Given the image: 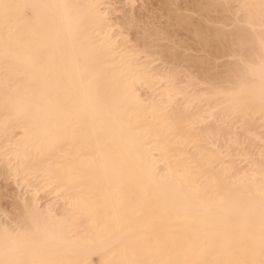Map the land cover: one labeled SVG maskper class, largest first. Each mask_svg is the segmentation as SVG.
Wrapping results in <instances>:
<instances>
[{"label": "snow or ice", "instance_id": "obj_1", "mask_svg": "<svg viewBox=\"0 0 264 264\" xmlns=\"http://www.w3.org/2000/svg\"><path fill=\"white\" fill-rule=\"evenodd\" d=\"M115 7L110 3L32 5L0 0V70L5 84L20 72L37 78L36 91L25 101H14L5 95V108L22 106L36 129L31 144L9 145L3 149L10 173L17 179L21 174L34 179L28 165L32 156L50 158L93 126L97 147L104 153L105 162L101 167L110 169V183L118 194L110 211H105L101 218L95 191L77 186L79 169L68 153L61 154L40 177L62 186L67 194L66 208L61 215H56L38 205L26 207L22 219L0 225V264H82L77 253L84 244L104 257L101 264H264V148L258 161L244 157L247 169L242 173L236 169L239 174L231 186L219 190L215 200L203 201L196 210L200 219L195 222L193 233L201 242V253L211 259L178 258L179 246L175 240L171 245L162 240L146 241L141 254L137 251L139 241L127 238L123 221L129 212L139 216L147 205L165 215L175 213L179 219L182 211L189 210L180 209L174 201L161 197L157 191L160 186L153 187L155 177L151 174L146 183L131 165L126 149L113 152L108 139L101 142L104 131L112 143L123 136L124 130L118 123L119 81L113 78L111 84H102L100 77L90 72L87 54L80 47L85 24L102 29L110 22L109 13ZM225 7L229 11L217 24L218 34L234 33L242 44L246 36L257 37V44L253 45L252 58L242 52L233 56L231 71L225 77L228 86L217 89L214 95L217 111L225 123H243L257 111L264 118V0H242ZM38 8L58 10L52 17L54 31L51 35L25 36L15 20L27 10ZM96 37L99 38V32ZM29 45H35V51ZM50 49L53 56L48 55ZM116 55L124 59L122 53ZM160 87L169 100L179 91L173 78L163 80ZM148 114L169 131L202 133L194 124L180 126L170 119L168 105L159 108L153 103ZM261 143L264 144V138ZM215 147L220 149L219 144ZM126 187L128 194L124 195ZM177 191H182V186ZM85 222L89 228L86 239L80 235V225ZM174 252L177 257L173 256Z\"/></svg>", "mask_w": 264, "mask_h": 264}, {"label": "bare ground", "instance_id": "obj_2", "mask_svg": "<svg viewBox=\"0 0 264 264\" xmlns=\"http://www.w3.org/2000/svg\"><path fill=\"white\" fill-rule=\"evenodd\" d=\"M137 1L10 0L32 5H116L109 13L110 22L102 29L85 24L80 47L87 54L90 72L98 75L102 84H111L113 78L119 81L121 104L118 123L124 130L123 136L120 141L112 143L111 137L104 131L101 133V142L108 139L113 152L126 149L131 165L145 178L146 183L151 174L155 177L153 187L160 186L157 191L161 197L174 201L180 209L189 210L182 211L178 219L175 213L165 215L158 208L153 210L145 205L139 216L133 212L127 214L123 231L128 234V239L139 241L137 251L141 254L146 241L162 240L171 245L175 240L179 246L178 258L189 261L211 259L201 253V242L193 233L195 222L200 219L196 210L203 201L215 200L219 190L231 186L239 174L236 169L240 173L247 169L244 157L258 161L264 148L261 143L264 138V118L259 116L258 111L243 123H225L220 119L214 95L217 89L228 86L225 77L231 71L233 56L242 52L252 58L257 37L246 36L242 44L241 38L234 33L227 36L218 34L217 24L229 11L225 6L235 5L242 0H184L181 5L171 0L150 21L141 19L135 13ZM57 12L50 8L29 9L19 15L15 23L25 36L51 35L54 31L52 17ZM213 12H216L215 16ZM130 20L134 22L129 23ZM97 32L99 38L96 37ZM195 43L200 44L199 49L194 47ZM29 46L35 51V45ZM116 53H122L124 59L121 60V56ZM48 55H54L51 49ZM224 56H229V60H218ZM128 61L132 62L131 65ZM167 78H173L179 90L173 100H169L167 93L160 87ZM76 82L78 84V79ZM36 89L35 76L25 72L16 73L6 85L0 70V178H9L10 184L18 191V194L11 196L17 208L15 214L6 212L0 205V225L5 221L22 219L25 208L36 205L41 209H50L56 215L63 213L67 206V194L62 191V186L41 179L40 174L50 162L54 164L64 153L70 155L71 161L79 169L77 186L85 191H95L102 218L105 211H110L118 194L114 193V186L110 183V169L101 167L105 162L102 160L104 153L97 147L93 126L86 128L73 143L64 145L60 153L50 158L38 154L32 156L28 165L34 179L24 174L17 179L10 173L3 149L9 145L31 144L36 129L22 106L5 108V95L22 102ZM153 103L159 108L168 105L170 119L180 126L194 124L202 129V133L189 135L187 131L181 134L161 128L156 119L148 114ZM217 144L223 154L220 149H216ZM251 147L257 150L252 153ZM180 186L182 191H177ZM127 194L126 187L124 195ZM87 232V223H82L80 235L86 239ZM184 240L188 243H183ZM93 256L96 257L95 261ZM173 256L177 257V253L174 252ZM77 258L82 264H101L104 259L87 244L81 246Z\"/></svg>", "mask_w": 264, "mask_h": 264}, {"label": "rangeland", "instance_id": "obj_3", "mask_svg": "<svg viewBox=\"0 0 264 264\" xmlns=\"http://www.w3.org/2000/svg\"><path fill=\"white\" fill-rule=\"evenodd\" d=\"M180 1L176 0L175 2L180 4V5L183 4L184 0H180ZM169 2H171V0H143V2L138 0L136 2L138 4L136 5L137 7H135V13L138 16H140L141 19L144 18V20L150 21V19H152V16L154 14L155 15L160 14V9L165 5V3H169ZM151 11L153 13H151ZM212 15L215 16L216 12H213ZM195 44H194V47H196V49H199L200 44H197V43H195ZM221 59L229 60V56L221 57L218 60H221ZM256 129L261 130L258 128H256ZM250 150H252V153H253L257 149L256 148L254 149L253 147H251ZM250 153H251V151H250ZM16 189L17 188H14V186L10 184L9 178L6 177L4 180L0 178V205H1V208H3L6 212H10L13 214H15V212H17V208H15V205L13 203V198H12L14 195L18 194V191ZM16 191H17V193H16ZM92 259L95 261L96 257L93 256Z\"/></svg>", "mask_w": 264, "mask_h": 264}]
</instances>
